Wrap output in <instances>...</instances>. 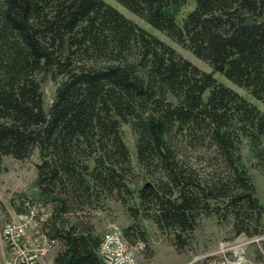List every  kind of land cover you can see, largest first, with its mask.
<instances>
[{
    "label": "trees",
    "instance_id": "obj_1",
    "mask_svg": "<svg viewBox=\"0 0 264 264\" xmlns=\"http://www.w3.org/2000/svg\"><path fill=\"white\" fill-rule=\"evenodd\" d=\"M207 63L206 72L105 0H0V174L34 153L53 264H103L98 210L119 203L133 248L152 221L177 251L204 219L260 238L264 203V0H115ZM54 85L47 102L45 85ZM134 137L132 155L123 129ZM260 259L262 255L259 254Z\"/></svg>",
    "mask_w": 264,
    "mask_h": 264
},
{
    "label": "rangeland",
    "instance_id": "obj_2",
    "mask_svg": "<svg viewBox=\"0 0 264 264\" xmlns=\"http://www.w3.org/2000/svg\"><path fill=\"white\" fill-rule=\"evenodd\" d=\"M105 1L145 30L174 47L194 65L206 72H212V68L207 63L181 48L163 32L137 17L115 0ZM214 76L219 82L255 103L264 112V101L252 98L247 91L234 85L224 75L215 73ZM44 89L47 102L50 103L54 94V85L47 83ZM123 135L134 155V137L128 126L124 127ZM243 159L255 184L258 198L264 203V170L254 166L255 159L251 155L248 144L243 148ZM39 162L37 153L25 162H17L11 158L4 160L0 174V264H7L9 256L3 237V227L15 216L14 204H21L22 196L28 195L31 198L37 196L35 179L36 164ZM94 220L101 234L111 226L122 229L131 223L122 206L115 201H109L105 208L98 210ZM142 225L147 232V242L132 248L138 264H264V251L260 247V238L247 239L244 236L233 238L229 226L219 225L212 219L202 221L198 230L194 232L190 246L182 251H177L170 237L160 233L152 221L144 220ZM259 254L262 255L261 259ZM41 264H53V253L43 256Z\"/></svg>",
    "mask_w": 264,
    "mask_h": 264
},
{
    "label": "built area",
    "instance_id": "obj_3",
    "mask_svg": "<svg viewBox=\"0 0 264 264\" xmlns=\"http://www.w3.org/2000/svg\"><path fill=\"white\" fill-rule=\"evenodd\" d=\"M14 217L3 227L9 255L7 264H41L42 257L53 253L56 248L54 242L40 229L47 217L44 209L31 207ZM100 256L103 264H138L132 247L125 240L122 229L117 226H111L103 233Z\"/></svg>",
    "mask_w": 264,
    "mask_h": 264
}]
</instances>
